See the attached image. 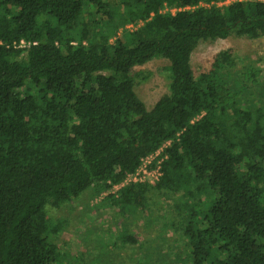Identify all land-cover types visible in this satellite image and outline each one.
I'll return each instance as SVG.
<instances>
[{"label":"trees","instance_id":"obj_1","mask_svg":"<svg viewBox=\"0 0 264 264\" xmlns=\"http://www.w3.org/2000/svg\"><path fill=\"white\" fill-rule=\"evenodd\" d=\"M219 1L119 0L117 14L108 0H0V264H77L49 208L108 191L169 139L161 178L106 204L138 219L148 193L171 196L187 251L170 264H264V71L230 49L206 72L190 65L200 41L263 37L264 0ZM155 57L168 92L147 109L134 68ZM129 224L119 247L138 244Z\"/></svg>","mask_w":264,"mask_h":264},{"label":"rangeland","instance_id":"obj_2","mask_svg":"<svg viewBox=\"0 0 264 264\" xmlns=\"http://www.w3.org/2000/svg\"><path fill=\"white\" fill-rule=\"evenodd\" d=\"M108 1L116 4L117 14L123 12L124 7L119 0ZM88 5L87 0H82L83 8L87 9ZM136 26L124 24L117 34L131 31ZM225 49L232 50L238 67L239 63L249 60L264 71V36L251 39L230 35L197 44L190 57L193 74L208 71L216 53ZM167 65V59L155 57L134 68L138 73L134 91L147 109L168 92ZM148 194L150 207L144 209L138 219L127 214L116 216L115 208L106 204L104 197L99 198L100 193L95 194L92 188L58 207L49 208L52 220L61 225L54 241L64 257V263H72L73 260L77 264H126L132 254L140 257L141 253L147 252L152 256L160 253L161 264H167L176 255L183 256L187 251L182 237L183 213H177L171 196L155 190ZM126 222L130 223L129 229L138 244L119 247L115 236L126 228ZM114 242L115 246H112Z\"/></svg>","mask_w":264,"mask_h":264},{"label":"built area","instance_id":"obj_3","mask_svg":"<svg viewBox=\"0 0 264 264\" xmlns=\"http://www.w3.org/2000/svg\"><path fill=\"white\" fill-rule=\"evenodd\" d=\"M232 0H224L216 2L217 5H225ZM189 8H177L179 9H187ZM164 10H167L164 8ZM176 9H170L171 12H174ZM29 43L19 40L18 43H15V47H25L28 46ZM171 140L164 141L160 147H158L155 151L141 158L138 166L130 173L126 174L125 177L117 184H114L110 187L108 191H103L100 193L99 198L105 197L108 193H114L120 187L135 184V183H147L153 184L157 182L162 176V161L166 158V154L164 153V149L170 144Z\"/></svg>","mask_w":264,"mask_h":264}]
</instances>
